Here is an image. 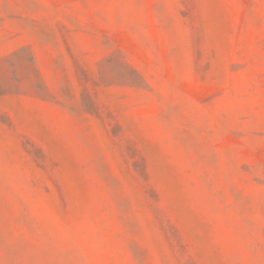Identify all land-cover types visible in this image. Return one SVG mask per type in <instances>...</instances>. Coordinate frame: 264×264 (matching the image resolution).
<instances>
[{"label": "rangeland", "instance_id": "obj_1", "mask_svg": "<svg viewBox=\"0 0 264 264\" xmlns=\"http://www.w3.org/2000/svg\"><path fill=\"white\" fill-rule=\"evenodd\" d=\"M0 264H264V0H0Z\"/></svg>", "mask_w": 264, "mask_h": 264}]
</instances>
